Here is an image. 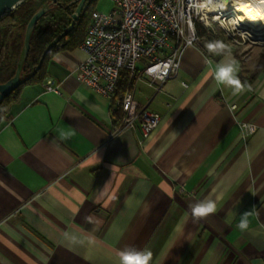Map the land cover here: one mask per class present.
I'll return each mask as SVG.
<instances>
[{"label":"crops","instance_id":"1","mask_svg":"<svg viewBox=\"0 0 264 264\" xmlns=\"http://www.w3.org/2000/svg\"><path fill=\"white\" fill-rule=\"evenodd\" d=\"M84 58L53 54L0 127V264H118L126 246L151 264H264V74L249 81L238 61L250 89L233 96L209 75L221 57L186 48L175 77L132 87L160 118L142 141L137 129L112 136L110 99L75 80ZM217 196L214 213L192 217Z\"/></svg>","mask_w":264,"mask_h":264},{"label":"built area","instance_id":"2","mask_svg":"<svg viewBox=\"0 0 264 264\" xmlns=\"http://www.w3.org/2000/svg\"><path fill=\"white\" fill-rule=\"evenodd\" d=\"M111 1L114 7L108 13H91L79 46L85 58L74 72L79 85L108 99L114 93L120 72L128 73L130 86L121 101L123 120L113 129L112 136L137 129L142 141L150 139L160 118L145 107L138 109L132 87L144 79L149 86L158 88L175 77L182 52L189 47L200 50L196 25L205 29L216 26L235 43L236 36L243 42L254 43L248 38L246 25L238 23V27H233L230 23L237 18L238 0H228L223 8L200 10L192 7L193 0ZM44 89L59 93L51 80ZM241 131L246 136L253 129L242 124Z\"/></svg>","mask_w":264,"mask_h":264},{"label":"trees","instance_id":"3","mask_svg":"<svg viewBox=\"0 0 264 264\" xmlns=\"http://www.w3.org/2000/svg\"><path fill=\"white\" fill-rule=\"evenodd\" d=\"M71 1L73 0H57V3H53V0H28L0 20V84L5 83L14 76L18 64L21 65L20 79L26 78L33 72L45 47L69 25L71 14L75 9V6L66 8V5ZM92 5L93 1L88 0L75 27L50 50L41 68L13 93L0 101V127L11 120V108L18 102L22 88L25 85L39 84L43 81L47 60L56 52L80 46L85 36V29L90 15L94 11ZM41 8H46L47 12L34 27L30 38L28 55L25 59H22L25 27L32 15ZM196 33L199 38L204 40V45L214 40L212 35L200 25H196ZM200 50L203 51L202 46ZM259 74H264V53L259 55L254 70L250 74L249 81ZM238 77L245 83L240 74ZM248 83L246 82L245 84L247 85ZM129 86L128 73L120 72L114 93L110 98L113 128L120 126L123 120L121 101Z\"/></svg>","mask_w":264,"mask_h":264},{"label":"clouds","instance_id":"4","mask_svg":"<svg viewBox=\"0 0 264 264\" xmlns=\"http://www.w3.org/2000/svg\"><path fill=\"white\" fill-rule=\"evenodd\" d=\"M228 3V0H193L192 7L200 10L201 8H210L212 6L223 8ZM257 6L249 12L248 18L252 21L257 19L264 21V0H256ZM233 27H238L239 21L233 19L230 21ZM191 43V41H189ZM206 49L209 53L221 57V60L215 65L214 69H210L209 75H211L217 85L224 86L231 89L233 96H238L244 91L249 90L250 86L243 83L237 73L239 71V62L232 54V50L227 43L223 40L215 39L206 43ZM216 199L205 198L198 201L194 205H190L191 215L194 219L205 218L208 215L214 213L217 210ZM249 212H245L241 215L238 228L241 231H245L249 227ZM86 220L90 218L86 217ZM65 238L73 244H83L84 240L74 234L65 233ZM118 264H151L153 260V253L148 249L139 250L135 247L126 246L124 249L117 252Z\"/></svg>","mask_w":264,"mask_h":264},{"label":"water","instance_id":"5","mask_svg":"<svg viewBox=\"0 0 264 264\" xmlns=\"http://www.w3.org/2000/svg\"><path fill=\"white\" fill-rule=\"evenodd\" d=\"M28 0H0V20L13 12L15 9H17L19 6L24 4ZM53 3H57V0H53ZM88 3V0H73L69 4L66 5V8L75 6V9L73 13L71 14V21L67 28L60 33L56 38H54L44 49L42 52L40 59L37 63V66L33 70L32 73H30L26 78L20 79L21 74V65L18 64L15 70L14 76L6 81L3 84H0V101H2L4 98L8 97L11 93H13L20 85H22L25 81L30 79L42 66V63L47 56V54L50 52V50L58 43L60 42L66 35L72 31V29L75 27L76 23L79 21L86 4ZM58 5H60L58 3ZM47 9L41 8L37 12H35L30 20L28 21L25 31H24V39H23V53H22V59H25L29 52V46H30V38L33 32L34 27L36 26L37 22L46 14Z\"/></svg>","mask_w":264,"mask_h":264},{"label":"rangeland","instance_id":"6","mask_svg":"<svg viewBox=\"0 0 264 264\" xmlns=\"http://www.w3.org/2000/svg\"><path fill=\"white\" fill-rule=\"evenodd\" d=\"M94 10H97L101 13H108L111 9H113L114 4L111 0H92ZM89 22V20H88ZM207 30L212 37L215 39L223 40L225 43L229 45L232 50V53L236 55L238 61L241 63V67L243 68V73L248 75L253 72L254 66L257 63L258 57L261 53H264V46L256 45L255 43L251 42H243L237 36L234 40L237 42L235 43L233 40L227 38L222 30L216 26H211V28L205 29ZM200 44L203 47V53L210 58H212L213 54H209L208 50L204 45V40L200 38ZM144 80V79H143Z\"/></svg>","mask_w":264,"mask_h":264},{"label":"bare ground","instance_id":"7","mask_svg":"<svg viewBox=\"0 0 264 264\" xmlns=\"http://www.w3.org/2000/svg\"><path fill=\"white\" fill-rule=\"evenodd\" d=\"M257 6L256 0H238L235 11L237 17L236 19L239 23L247 26L249 32L247 31L248 38L254 40L256 45L264 46V21L257 19L252 21L248 18V14ZM264 8V5L260 6Z\"/></svg>","mask_w":264,"mask_h":264}]
</instances>
